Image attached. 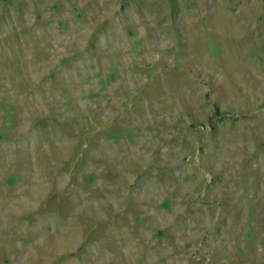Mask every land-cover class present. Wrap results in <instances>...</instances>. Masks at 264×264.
Returning a JSON list of instances; mask_svg holds the SVG:
<instances>
[{
    "label": "rangeland",
    "instance_id": "obj_1",
    "mask_svg": "<svg viewBox=\"0 0 264 264\" xmlns=\"http://www.w3.org/2000/svg\"><path fill=\"white\" fill-rule=\"evenodd\" d=\"M0 264H264V0H0Z\"/></svg>",
    "mask_w": 264,
    "mask_h": 264
}]
</instances>
